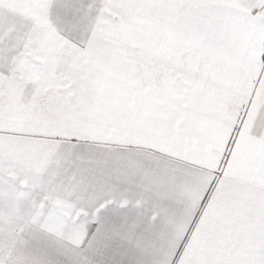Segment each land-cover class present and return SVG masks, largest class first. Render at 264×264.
Returning <instances> with one entry per match:
<instances>
[{"label": "snow or ice", "instance_id": "1", "mask_svg": "<svg viewBox=\"0 0 264 264\" xmlns=\"http://www.w3.org/2000/svg\"><path fill=\"white\" fill-rule=\"evenodd\" d=\"M0 264H264V0H0Z\"/></svg>", "mask_w": 264, "mask_h": 264}]
</instances>
